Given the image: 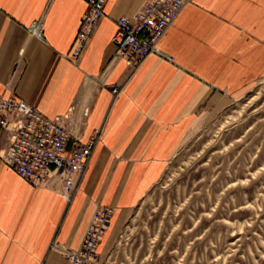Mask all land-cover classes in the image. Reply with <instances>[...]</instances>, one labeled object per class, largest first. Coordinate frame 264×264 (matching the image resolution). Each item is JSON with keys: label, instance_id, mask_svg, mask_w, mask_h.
Instances as JSON below:
<instances>
[{"label": "crops", "instance_id": "0c3cea01", "mask_svg": "<svg viewBox=\"0 0 264 264\" xmlns=\"http://www.w3.org/2000/svg\"><path fill=\"white\" fill-rule=\"evenodd\" d=\"M145 1L107 0L74 65L66 56L76 46L83 0H0V97L12 92L49 118L69 114L66 127L81 142L102 128L69 204L58 192L60 177L34 188L0 159V264H67L50 247L77 249L96 205L115 209L103 252L203 110L228 105L264 78V0H188L159 42L165 56L150 55L133 70L111 40L116 21ZM36 19L43 40L28 33ZM6 147L0 131V155Z\"/></svg>", "mask_w": 264, "mask_h": 264}, {"label": "rangeland", "instance_id": "374dc122", "mask_svg": "<svg viewBox=\"0 0 264 264\" xmlns=\"http://www.w3.org/2000/svg\"><path fill=\"white\" fill-rule=\"evenodd\" d=\"M201 114L98 264H264V78Z\"/></svg>", "mask_w": 264, "mask_h": 264}, {"label": "built area", "instance_id": "2783aa9c", "mask_svg": "<svg viewBox=\"0 0 264 264\" xmlns=\"http://www.w3.org/2000/svg\"><path fill=\"white\" fill-rule=\"evenodd\" d=\"M83 1L87 9L81 17L76 46L66 56L74 65L87 51L105 17L107 3V0ZM187 2L146 0L131 16L120 17L111 40L118 47L119 58L136 70L150 55L164 57L159 42ZM28 33L43 40V20H34ZM111 92L116 96L119 89L113 87ZM68 119L69 114L46 117L12 92L0 97V131L7 136V147L0 155L2 163L34 188L48 187L55 177H60L58 192L66 203L72 201L102 133V128L95 129L86 142H81L68 131ZM111 216V208L97 206L77 249L55 242L50 248L59 251L67 264H98L99 244L109 228Z\"/></svg>", "mask_w": 264, "mask_h": 264}]
</instances>
